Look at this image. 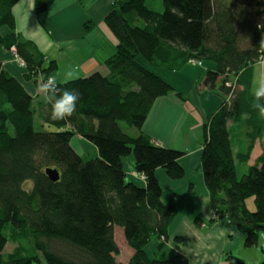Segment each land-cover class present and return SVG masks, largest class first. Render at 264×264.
I'll list each match as a JSON object with an SVG mask.
<instances>
[{
  "label": "trees",
  "instance_id": "obj_1",
  "mask_svg": "<svg viewBox=\"0 0 264 264\" xmlns=\"http://www.w3.org/2000/svg\"><path fill=\"white\" fill-rule=\"evenodd\" d=\"M17 1L0 0V28L9 29L0 45L23 62L25 80L39 83L57 64L15 33ZM54 1L35 0V11ZM154 1H113L104 22L116 44L104 71L57 82L80 93L70 117L50 119L46 100L36 102L0 63V264H124L117 260L116 227L133 251L125 264H186L178 253L183 238L173 239L172 250L166 245L176 208L162 202L155 176L162 168L170 179L182 178V153L156 145L142 127L158 98L186 100L152 69L179 71L192 62L214 66L197 87L222 100L202 127L200 166L212 218L230 221L245 248L257 245L264 231V151L240 177L236 164L249 161L264 132L251 106L254 66L264 55V0H162L163 12L153 10ZM36 117L50 130H35ZM76 136L95 148L93 158L72 148ZM234 138L244 139L236 154ZM129 154L144 187L125 180L121 160ZM47 169L58 172V181ZM153 238L172 255L150 258L144 249ZM9 242L16 246L5 253ZM226 260L247 264L234 255Z\"/></svg>",
  "mask_w": 264,
  "mask_h": 264
},
{
  "label": "crops",
  "instance_id": "obj_2",
  "mask_svg": "<svg viewBox=\"0 0 264 264\" xmlns=\"http://www.w3.org/2000/svg\"><path fill=\"white\" fill-rule=\"evenodd\" d=\"M113 1L115 0H55L40 14L35 11V0H18L12 9L14 31L30 42L37 40L42 44L41 53L47 60H54L57 64V70L53 75L56 82L69 81L66 79V73L69 70H75L78 78L95 71L102 72L104 71V61L114 52L116 44V39L104 22ZM89 21H92L94 26L87 30L84 25ZM37 26H39L38 29ZM8 33V28H0L1 35ZM85 41H87L88 48L86 50L84 48L85 52L83 53L80 47ZM66 45L73 46L80 56L73 60L66 58L63 55ZM96 50L97 54H93ZM0 63L9 75L22 84L26 92L36 102L45 100L42 95H33V89L38 83L33 80H25L23 66L18 63L10 51L4 50L1 45ZM76 63H79L80 67ZM208 68L213 69L214 66L203 62L200 65L187 64L179 71L152 69L155 74L169 83L186 99L182 101L172 94L158 98L153 102L142 127L143 132L150 136L156 145L175 149L182 153L178 159V163L184 171L182 178L172 180L162 168L155 171L162 191V202L176 208V213L167 229L166 245L172 250L176 247L173 239L175 237L183 238L185 243L178 244V253L185 259L186 264H189V261L185 256L193 250L201 255L206 254L211 257L210 264L212 262L229 264L226 255H234L247 264H260L264 257V231L259 234L256 246L245 248L243 233L229 224L225 218H212L209 193L200 166L202 127L207 117L217 111L222 100L212 93L205 92L202 87H197L202 73ZM263 77L262 69L260 81L263 80ZM254 88L255 86L252 84V92ZM228 126L232 128L230 122ZM76 144L71 143V146L80 155H83V149L95 151V148L87 141H78ZM233 146L235 154L242 151L244 139L234 138ZM263 151L264 132L261 138L256 140L249 161L243 164L245 171L255 163ZM133 161L132 157L122 159L123 170L130 182L144 187L145 179L141 174L134 172L133 164H131ZM196 220H198V224L195 223ZM220 221L224 222V226L232 231L217 237L213 233V228ZM198 243L199 247H197ZM158 246V239L153 238L145 247V253L150 258L161 259L172 255L165 249H159ZM128 252L126 259H118L121 255L120 251L117 260L124 264L127 263L133 254L130 249Z\"/></svg>",
  "mask_w": 264,
  "mask_h": 264
},
{
  "label": "clouds",
  "instance_id": "obj_3",
  "mask_svg": "<svg viewBox=\"0 0 264 264\" xmlns=\"http://www.w3.org/2000/svg\"><path fill=\"white\" fill-rule=\"evenodd\" d=\"M261 28V25L257 26ZM39 26H37V29ZM259 47L264 49V38H261ZM78 78L75 70H69L66 73L67 80ZM33 95H42L46 102L50 105V119L62 120L73 115L76 109V104L80 99V93L76 89H69L67 87L61 88L57 84L54 76H48L46 80H41L35 85ZM252 108L257 112L258 118L264 120V80L258 82L253 91ZM248 113H241V119H247ZM187 219V217H186ZM230 223V221L228 222ZM232 229L224 226V222L220 221L214 225L213 233L217 237L229 234ZM200 244H197L199 247ZM189 264H210L211 257L201 255L199 252L193 250L189 255L185 256ZM215 264V262H212Z\"/></svg>",
  "mask_w": 264,
  "mask_h": 264
},
{
  "label": "rangeland",
  "instance_id": "obj_4",
  "mask_svg": "<svg viewBox=\"0 0 264 264\" xmlns=\"http://www.w3.org/2000/svg\"><path fill=\"white\" fill-rule=\"evenodd\" d=\"M152 7H153V10H155V11H157V12H163V3H162V0H155L154 2H153V5H152ZM44 11H42V12H39L40 14L41 13H43ZM90 22H92V21H89V24H90ZM88 23V22H87ZM93 23V22H92ZM23 38V37H22ZM24 39V38H23ZM26 40V39H25ZM32 44H33V46H34V48L38 51V52H42L41 50H42V44H40L37 40L35 41H32ZM87 44V41H85V42H83V46L82 47H80V50H82V52L84 53L85 52V50L88 48L87 46L88 45H86ZM85 48V50H83ZM91 48V47H90ZM90 50V49H89ZM91 51V50H90ZM89 51V52H90ZM13 55H14V51L13 50H11L10 51ZM93 54H97V50L95 51V52H93ZM63 55H65L66 56V58H68V59H74L75 57H78V56H80V53L73 47V46H69V45H66L65 47H64V52H63ZM14 57H15V55H14ZM16 58V57H15ZM19 63V62H18ZM20 64V63H19ZM75 64V63H74ZM77 64V66H79L80 67V64L79 63H76ZM191 65H197V64H195V63H191ZM198 65H200V64H198ZM262 69H263V73H264V55H263V58L261 59V61L259 62V64H257L256 66H255V77H254V86L256 87V85L258 84V82L260 81V78H261V72H262ZM263 79H264V77H263ZM122 127H124V125H122ZM34 128H35V130H50L48 127H44V128H42V125H41V122L39 121V119L36 117L35 118V122H34ZM81 142V141H84V142H86L85 140H83L82 138H79V137H74L72 140H71V143H73V144H75V145H77L76 143L77 142ZM88 143V142H87ZM175 150V149H174ZM83 151H84V155L87 157V158H93L94 157V152L93 151H91V150H84L83 149ZM128 157H132V158H134L133 157V155L132 154H129V155H126V156H124L122 159H126V158H128ZM131 164H133V162H131ZM244 166H243V164H237V171H238V175H239V177L242 175V174H244L245 173V169L243 168ZM125 180L127 181V182H129V180H128V177L126 176L125 177ZM248 206H249V208L250 209H252L253 210V205H252V203H251V201L249 202V204H248ZM116 229V232L114 231V236H115V240H116V243H117V245H118V247H119V249H120V251H121V255H120V257L118 258V259H126V257L128 256V254H129V249H128V246H127V244H126V242H125V240H124V237H123V232H122V230L120 229V228H118V227H116L115 228ZM15 246H16V244L15 243H12V242H9L7 245H6V248H5V250H4V252L5 253H10L14 248H15ZM131 250V249H130Z\"/></svg>",
  "mask_w": 264,
  "mask_h": 264
},
{
  "label": "water",
  "instance_id": "obj_5",
  "mask_svg": "<svg viewBox=\"0 0 264 264\" xmlns=\"http://www.w3.org/2000/svg\"><path fill=\"white\" fill-rule=\"evenodd\" d=\"M45 173L47 174V176L49 177V179L53 182L58 181L59 179V174L56 170H52V169H47L45 171Z\"/></svg>",
  "mask_w": 264,
  "mask_h": 264
},
{
  "label": "built area",
  "instance_id": "obj_6",
  "mask_svg": "<svg viewBox=\"0 0 264 264\" xmlns=\"http://www.w3.org/2000/svg\"><path fill=\"white\" fill-rule=\"evenodd\" d=\"M12 50H13V49H12ZM13 51H14V50H13ZM14 55H15L17 61L20 63V65L23 66V62L17 57V55L15 54V52H14ZM192 63H193V62H192ZM142 176H143V175H142ZM143 178L145 179L144 176H143Z\"/></svg>",
  "mask_w": 264,
  "mask_h": 264
}]
</instances>
